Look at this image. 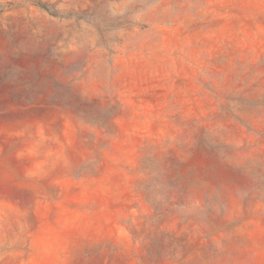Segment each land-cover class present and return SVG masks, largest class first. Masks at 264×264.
<instances>
[{"label": "rangeland", "instance_id": "374dc122", "mask_svg": "<svg viewBox=\"0 0 264 264\" xmlns=\"http://www.w3.org/2000/svg\"><path fill=\"white\" fill-rule=\"evenodd\" d=\"M0 264H264V0H0Z\"/></svg>", "mask_w": 264, "mask_h": 264}, {"label": "trees", "instance_id": "16d2710c", "mask_svg": "<svg viewBox=\"0 0 264 264\" xmlns=\"http://www.w3.org/2000/svg\"><path fill=\"white\" fill-rule=\"evenodd\" d=\"M35 4H36L38 7H40V8H42V9L48 11V8H47V6H46L45 4L40 3V2H35Z\"/></svg>", "mask_w": 264, "mask_h": 264}]
</instances>
